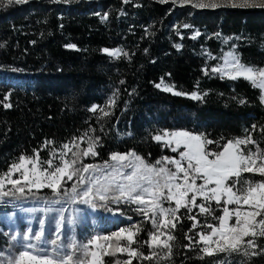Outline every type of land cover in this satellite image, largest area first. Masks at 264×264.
<instances>
[{
    "label": "trees",
    "instance_id": "obj_1",
    "mask_svg": "<svg viewBox=\"0 0 264 264\" xmlns=\"http://www.w3.org/2000/svg\"><path fill=\"white\" fill-rule=\"evenodd\" d=\"M104 49L120 52L109 55ZM229 49L241 64L264 68V7L211 9L160 0L22 4L0 0V178L21 157L34 158L37 151L41 163L58 159L66 143L75 141L79 149L73 151H82L87 137L98 138V154L81 157L77 168L102 165L113 153H135L149 165L163 157L178 159V152L155 140L165 130L203 134L216 142L208 145L212 151H219L228 140L250 136L264 151L261 89L243 77L232 79L213 71L221 67ZM256 145L241 147L255 151ZM71 158L70 152L66 159ZM70 193L66 190L59 196ZM32 195L4 197L7 201L57 198L52 192ZM211 207L215 215L222 214L220 205L213 202ZM111 208L103 202L94 206L101 214L113 210L131 216L139 227L132 247L143 256L133 258L132 264L218 263L198 242V233L209 231L203 225L214 223L198 209L191 213L180 209L179 222L168 230L174 236L170 254L156 248L153 255V248L143 243L155 231L150 220ZM189 215H195L196 221ZM97 232L101 231L89 237ZM255 243L249 254L220 258V264H264V238ZM103 259L104 264H123L128 255L116 253Z\"/></svg>",
    "mask_w": 264,
    "mask_h": 264
},
{
    "label": "snow or ice",
    "instance_id": "obj_2",
    "mask_svg": "<svg viewBox=\"0 0 264 264\" xmlns=\"http://www.w3.org/2000/svg\"><path fill=\"white\" fill-rule=\"evenodd\" d=\"M26 2L27 0H8L9 4ZM124 2L127 3L128 0ZM160 2L166 3L168 0H160ZM183 2L188 3L189 0H183ZM217 6L215 3L194 4L197 8ZM231 6L264 7V4L253 5L249 3V0H244L239 5L232 3ZM103 51L109 55H117L120 52L119 49ZM228 56L231 57V61L226 60L225 63H230L234 72V74L229 72L230 78L243 77L251 82L253 87L264 92V68L255 69L245 66L233 53H228ZM213 71L219 72L221 69L215 68ZM160 86L157 85V87ZM192 95L193 98H197L196 94ZM262 101H264V95H262ZM4 107H11V104H5ZM91 110L95 112L97 108L93 107ZM165 137H171L167 144L172 147V151L178 152L180 158L163 157L156 162V165L172 164L174 170L166 166L149 165L135 153H113L110 159L114 163L106 161L102 167L82 164L77 168V163H81V157L98 154L95 152L98 138L87 137V148L82 151H73V148L79 149V144L75 141L71 145L64 144L60 151L59 164L54 165L53 159H48L41 167L38 151L34 158L21 157L20 163L12 165L9 173L0 178V194L9 195L8 192L2 191L5 180L20 193L29 186V190L32 187H48L54 192H59L64 178L72 180L75 176L77 184L87 185L80 193L84 203H91L94 199L105 202L111 199L116 203L124 200L126 203L134 202L143 206L138 211L150 220L155 229L148 234L149 239L143 243L153 248V255L156 254V248L168 249L170 254L169 242L174 239V236L168 230L174 229L179 222L178 213L181 208L189 213L193 209H198L200 214L210 216L214 221V223L203 225L209 230L207 233H198V242L204 244L202 251L206 255L239 251H243L245 255L249 254V248L257 247L256 239L264 238V151L259 149L256 141L250 136L244 139L228 140L219 151L208 148V145L216 142L207 139L203 134L188 131L166 132L163 136H156L155 140L161 141ZM83 139L84 137L77 138L80 141ZM248 144L256 145V150L246 152L241 147ZM70 152L72 158L65 159ZM55 155L54 152L53 157ZM29 164L32 165L31 168H28ZM125 169H131V171L126 172ZM15 172H20L19 179H11ZM97 172L100 174L96 175ZM85 174H89L90 178ZM244 174L259 175L262 179L253 181ZM22 182L23 186H21ZM72 191H77L75 185ZM109 193H115V195L110 196ZM198 199L202 202L197 203ZM165 202L174 204V207H164ZM213 202L222 207L221 215H215L211 207ZM188 219L196 221V216L189 215ZM134 227L135 231L122 228L111 237H93L88 244L79 247L82 253L80 258H75L78 247L76 243L70 245L71 253L65 255H61L56 248L52 250V254L47 252L41 254L36 250V245L28 244L26 247L32 251L20 252L19 256L10 260L8 264H104V256L115 255L118 252L128 255V259L123 264H132L133 258L143 256V253L132 247L136 242V232L139 231L138 226ZM162 236H166L167 239L162 240ZM188 238L191 239V237ZM15 239L16 237H13V240ZM34 239L39 241L40 236L36 235ZM100 241L106 243H100ZM121 241L126 243L121 244ZM52 244L56 245L57 241L53 240ZM144 258L152 259L153 257ZM116 264H120V261H116Z\"/></svg>",
    "mask_w": 264,
    "mask_h": 264
},
{
    "label": "rangeland",
    "instance_id": "obj_3",
    "mask_svg": "<svg viewBox=\"0 0 264 264\" xmlns=\"http://www.w3.org/2000/svg\"><path fill=\"white\" fill-rule=\"evenodd\" d=\"M177 3L178 5H192L196 3H204V4H217L218 6H231L232 3L237 5L244 2V0H189L188 3H184L183 0H168ZM250 4L260 5L264 4V0H249ZM217 6V7H218ZM202 8H215V7H202ZM228 53H233V55L237 58L235 52L231 49L227 50L222 59L221 64V73L225 76H229V72H233L230 63L226 64L225 61H231V57L228 56ZM234 74V72H233ZM262 92V90H261ZM264 95V92H262ZM261 95V99H262ZM264 103V101H263ZM181 130L169 131L165 130L155 135L163 136L164 133H173ZM171 137H165L160 142H164L167 144V141L170 140ZM168 145V144H167ZM171 147V146H170ZM172 148V147H171ZM180 158V157H179ZM178 158V159H179ZM66 159V157H65ZM60 157L53 161L54 165L59 164ZM20 163V162H19ZM109 163H114L113 161H109ZM18 164V163H17ZM97 165V166H103ZM156 165V164H154ZM43 163H41V167H43ZM157 167L166 166L170 169L174 170V165L172 164H161L156 165ZM32 165L29 164L28 168H31ZM11 170V167L6 171L3 176ZM110 170V169H109ZM126 172L131 171V169H125ZM99 175L100 173H95ZM86 177H89V174H85ZM20 172H15L11 179H19ZM200 183V181H197ZM76 186L77 191L73 192V186ZM23 186V182L21 184ZM30 187V186H29ZM29 187H25L23 193H20L17 188H13V186L5 180V186L3 188V192H8L10 194H30L33 193V197H36V193L38 191L43 192H52L56 195V199H40L33 201H7L5 197L0 194V264H8V262L19 256L22 251H32V249H28L26 245L33 244L36 245V250L40 251L41 254L47 252L48 254H52V250L54 248L61 255L71 253L70 245L72 243L77 244V251L79 255H75V258H80L82 256L81 251L79 250L80 246L88 244V242L96 236L100 237H111L113 233L118 232L120 229H133L135 231L134 219L131 216L121 215L117 211L110 210L105 213H100L94 209L96 202L106 203L108 206L115 208V210H124L128 214H133L135 216H139L143 219H148L145 215L138 211V209L142 208V205H138L136 203H126L124 200H121L119 203L113 202V200L109 199L108 201H101L99 199H94L91 203H84L81 197L77 199L76 194L83 192L84 188L87 185L77 184V178L68 180L66 177L64 178L62 185L60 187L59 192H54L53 189L48 187L43 188H35L32 187L29 190ZM69 190L72 196L60 198L59 194L62 192ZM110 196L115 195V193H109ZM200 200V199H198ZM174 204L170 205L165 202L164 207H170ZM90 211H95L100 213L102 216H107L109 218L119 217L125 219L123 223H116L113 225H105L102 222H99L96 218L91 217L89 214ZM107 214V215H105ZM95 230H99L101 232H97L92 238L89 236ZM107 231V235H103L102 232ZM36 235L40 236V240L37 241L34 239ZM13 237H16L13 240ZM27 237V239L25 238ZM166 236H162L161 239H166ZM250 239V238H248ZM56 240L57 244L53 245L52 241ZM100 243H106L105 241H100ZM114 243V241H113ZM126 241H121V244H125ZM203 244V243H202ZM204 246V244H203ZM214 247V245H213ZM254 248H249L248 253L253 251ZM111 251V250H110ZM119 253V252H118ZM124 254V253H121ZM236 254H244L243 251L239 252H217L214 255L218 259V263L220 264V258H228L231 256H236Z\"/></svg>",
    "mask_w": 264,
    "mask_h": 264
},
{
    "label": "bare ground",
    "instance_id": "obj_4",
    "mask_svg": "<svg viewBox=\"0 0 264 264\" xmlns=\"http://www.w3.org/2000/svg\"><path fill=\"white\" fill-rule=\"evenodd\" d=\"M89 214L91 217L96 218L99 222H102L105 225H113L120 222L123 223L125 221V219L119 217L109 218L107 216H102L100 213L98 214V212L95 211H90Z\"/></svg>",
    "mask_w": 264,
    "mask_h": 264
}]
</instances>
